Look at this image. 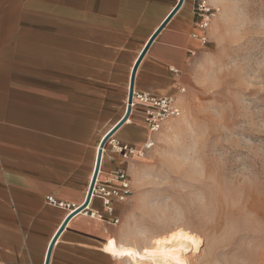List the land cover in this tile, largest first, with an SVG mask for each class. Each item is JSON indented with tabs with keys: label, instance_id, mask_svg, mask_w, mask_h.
Here are the masks:
<instances>
[{
	"label": "crops",
	"instance_id": "obj_1",
	"mask_svg": "<svg viewBox=\"0 0 264 264\" xmlns=\"http://www.w3.org/2000/svg\"><path fill=\"white\" fill-rule=\"evenodd\" d=\"M177 1L0 0V264H44L70 214L47 198L84 203L99 143L126 112L132 68ZM194 9V0H183L156 34L137 66L135 90L181 100L183 74L206 46ZM148 138L155 142L158 132L137 106L108 139L141 146ZM136 160L105 144L99 181L116 187L122 170L131 193L111 199L112 214L99 198L89 201L87 211L101 218L73 214L48 264H108L103 248L109 239L121 243Z\"/></svg>",
	"mask_w": 264,
	"mask_h": 264
},
{
	"label": "rangeland",
	"instance_id": "obj_2",
	"mask_svg": "<svg viewBox=\"0 0 264 264\" xmlns=\"http://www.w3.org/2000/svg\"><path fill=\"white\" fill-rule=\"evenodd\" d=\"M217 2L180 115L132 166L118 242L148 244L153 224L191 227L204 245L187 264H264V0Z\"/></svg>",
	"mask_w": 264,
	"mask_h": 264
},
{
	"label": "built area",
	"instance_id": "obj_3",
	"mask_svg": "<svg viewBox=\"0 0 264 264\" xmlns=\"http://www.w3.org/2000/svg\"><path fill=\"white\" fill-rule=\"evenodd\" d=\"M195 1V14L196 21L195 24L200 28L205 34L201 35L202 43L206 42L207 39V28L209 26L212 16H214V7L207 6L206 0H194ZM184 87H179L178 91L180 93L184 92ZM127 106V100H126ZM131 109L139 106L143 115V119L148 126L150 132H154L159 127L162 126L163 122H166L169 119L176 118L180 115V107L177 103L176 97L172 95H158L150 93L147 91L133 90L132 100L130 103ZM110 144L113 149L119 151L122 157L126 158L129 155H132L140 158L144 155L146 150L150 149L153 143L150 141V138L141 146H129L127 144L119 145L114 143L113 140H107L105 144ZM105 146V145H104ZM104 148V147H103ZM102 148V149H103ZM99 173H97L94 185L92 187L90 200L97 197L101 200L103 209L106 213L112 214L113 207L111 205V199L113 197L118 198L119 200L125 199L130 193V184L128 180V175L122 170L118 171L115 174V179L118 181V186L108 187L104 183L100 182L98 179ZM127 185V187H125ZM47 200L53 204L60 207L69 209V213L77 210L80 206H74L73 204L63 203L52 197H48ZM88 206V205H87ZM87 206L81 211H84L85 214H88L90 217L101 218L102 214L96 210L87 211ZM79 211V212H81ZM114 223L118 222V219L113 220Z\"/></svg>",
	"mask_w": 264,
	"mask_h": 264
},
{
	"label": "snow or ice",
	"instance_id": "obj_4",
	"mask_svg": "<svg viewBox=\"0 0 264 264\" xmlns=\"http://www.w3.org/2000/svg\"><path fill=\"white\" fill-rule=\"evenodd\" d=\"M236 6L243 8L245 4L243 0H237ZM174 14L175 13H172L171 15ZM171 15L164 23H167V20L171 19ZM138 63L139 58L137 60V64ZM123 119L126 120L127 117L125 116ZM192 150L194 151V148ZM125 187H127V185ZM152 229L162 238H156L153 241L155 245L154 248L145 247L143 254L138 250L133 251L131 249L119 248L115 239L106 241L103 253L108 259V264H123L125 260L129 259L133 261V264H135L136 260L149 261V264H187V261L182 259V255H187L192 251L199 253L204 245V241L198 239L195 230L191 227L187 229L179 227V230H177L165 224H153ZM185 244L191 245V247H179Z\"/></svg>",
	"mask_w": 264,
	"mask_h": 264
},
{
	"label": "water",
	"instance_id": "obj_5",
	"mask_svg": "<svg viewBox=\"0 0 264 264\" xmlns=\"http://www.w3.org/2000/svg\"><path fill=\"white\" fill-rule=\"evenodd\" d=\"M183 0H178L175 7L172 9V11L167 15V17L164 19V21L161 23V25L158 27V29L151 35V37L148 39L147 43L145 44L144 48L142 49L140 55L138 56L139 58V62L141 60V57H143L144 53L146 52L147 48L149 47L150 43L152 42L153 40V37L156 36V34L161 30V28L165 25V20L172 14L174 13L178 8L179 6L181 5ZM172 16V15H171ZM169 20V19H168ZM167 20V21H168ZM137 58V60H138ZM137 60L132 68V71H131V75H130V82H129V89H128V95H127V106H126V112L123 116V118L126 116L128 117L129 113H130V110H131V106H130V103H131V100H132V93H133V90H134V76H135V72H136V69H137ZM130 109V110H129ZM121 119L117 125L109 132L107 133L103 139L100 141L99 143V147H98V151H97V157H96V162H95V168H94V171H93V175H92V179H91V182H90V185H89V189H88V193H87V196H86V199L84 201V203L75 211H73L72 213H70L66 219L64 220V222L62 223V225L59 227L57 233L55 234V236L53 237V239L51 240L49 246H48V249H47V253H46V257H45V262L44 264H48L49 263V258H50V253H51V249H52V246L58 236V234L61 232V230L64 228V225L65 223L68 221L69 217H71L73 214L81 211L83 208H85V206L88 205L89 203V200H90V195H91V191H92V187L94 185L93 183V180L95 182V179H96V176H97V169H99V164H100V157H101V153H102V148L104 147L105 143L107 142L108 138L110 137V135L112 134L113 130L118 127L121 123H123L125 120L124 119Z\"/></svg>",
	"mask_w": 264,
	"mask_h": 264
},
{
	"label": "bare ground",
	"instance_id": "obj_6",
	"mask_svg": "<svg viewBox=\"0 0 264 264\" xmlns=\"http://www.w3.org/2000/svg\"><path fill=\"white\" fill-rule=\"evenodd\" d=\"M211 1H212V0H211ZM215 1L217 2V1H220V0H215ZM212 2H213V1H212ZM212 2H211V3H212ZM206 5L209 6L207 0H206ZM164 123H165V122H163L162 125H163ZM159 129H160V127H159ZM159 129H157L156 131L151 132V133H156V132L159 131ZM150 141L154 144V141H153L151 138H150ZM152 146H153V145H152ZM179 227H183V226H179ZM179 227L177 226V227H175V229L179 230ZM183 228H185V227H183ZM185 229H187V228H185ZM197 237H198V239L203 240V238L200 237V235H197ZM156 238H162V237H161V236H158L157 234H154V235H152V236L150 237L149 243H148V244H145V245H143V246H141V247H137L136 245H129V244L126 245V244H123V243H117V246H118L119 248L131 249V250H133V251H137V250H138L141 254H143V250H144L145 247H147V248H154V247H155L153 241H154ZM109 240H110V239H109ZM105 246H106V245H105ZM179 247H191V245H187V244H185V245H180ZM193 252H195V251H193ZM182 259H184L185 261H187V256H186V255H182ZM128 261H129L130 263H133V261H132L131 259H129ZM141 262H147V263L149 264V261H140V260H136V261H135V263H141Z\"/></svg>",
	"mask_w": 264,
	"mask_h": 264
}]
</instances>
